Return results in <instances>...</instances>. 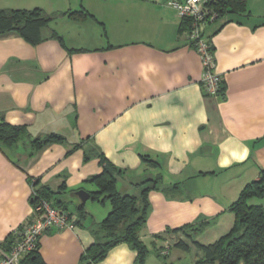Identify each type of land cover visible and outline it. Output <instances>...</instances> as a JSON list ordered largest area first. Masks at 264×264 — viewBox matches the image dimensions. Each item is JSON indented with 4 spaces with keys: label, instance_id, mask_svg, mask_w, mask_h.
I'll use <instances>...</instances> for the list:
<instances>
[{
    "label": "crops",
    "instance_id": "crops-1",
    "mask_svg": "<svg viewBox=\"0 0 264 264\" xmlns=\"http://www.w3.org/2000/svg\"><path fill=\"white\" fill-rule=\"evenodd\" d=\"M168 3L0 0V8L41 7L57 15L37 44L17 33L0 35V119L28 130L16 145L0 146V258L32 217L35 179L53 202L71 213L84 204L86 212L72 230H45L38 254L46 264H81L93 229L111 209L78 195L96 189L89 179L103 170L102 156L123 170L122 193L139 195V182L161 175L141 234L161 264H197L202 256L193 245L175 247L189 239L171 230L205 222L195 239L208 244L234 226L231 204L264 170V0H247L246 11L203 25L225 88L217 97L204 93L200 55ZM81 10L91 16L64 15ZM50 133L66 140L33 150L31 141ZM252 203L264 208V197ZM136 259V249L121 243L89 264Z\"/></svg>",
    "mask_w": 264,
    "mask_h": 264
},
{
    "label": "trees",
    "instance_id": "trees-1",
    "mask_svg": "<svg viewBox=\"0 0 264 264\" xmlns=\"http://www.w3.org/2000/svg\"><path fill=\"white\" fill-rule=\"evenodd\" d=\"M209 6L217 13V17L212 20L215 21L227 13L246 11L247 0H212ZM64 15L77 19L91 16L86 10L64 12ZM56 16V14H48L41 7L33 9L0 8V35L17 33L32 44H37L46 39L43 32ZM181 19L189 33L191 20ZM52 37H59L54 30ZM189 43L193 46V42L189 41ZM224 89L222 83L220 94ZM27 134L26 126L12 125L4 119H0V146L12 147ZM65 140V136L62 134L50 133L43 138L32 140L31 144L33 150H38L48 144ZM142 159L153 167L159 165L150 156L142 155ZM101 162L103 170L89 179L96 186V189L90 192V199L102 204L108 202L111 209L106 217L98 223L97 228L93 229L95 241L82 254L81 264L94 263L105 258L113 247L121 243H128L136 249V264H146L149 249L141 234L147 223L150 207L149 194L152 190L160 189L161 175L139 182L138 186L141 187L139 195L122 193L118 180L123 170L103 156ZM31 183L39 196L47 199L55 208L68 211L62 201L53 202L50 192L36 187L38 180L34 183L31 180ZM167 189L163 188L165 191ZM263 197L264 170L261 171L257 179L244 186L237 199L231 204L230 210L235 215V223L227 234L212 243L204 244L196 240L195 235L203 232L207 223L187 224L171 230L172 233H181L189 239H178L175 247L189 251L192 245L195 246L202 252L197 264H264V208L261 204L252 203L253 199ZM36 203L37 201L33 199L32 206L35 207ZM77 212L74 213L78 216L76 225L86 218L84 204L78 207ZM16 237V233L11 235L9 246L5 248V251L12 249ZM37 249L23 256L20 264H46L42 261Z\"/></svg>",
    "mask_w": 264,
    "mask_h": 264
},
{
    "label": "built area",
    "instance_id": "built-area-1",
    "mask_svg": "<svg viewBox=\"0 0 264 264\" xmlns=\"http://www.w3.org/2000/svg\"><path fill=\"white\" fill-rule=\"evenodd\" d=\"M212 0H169V5L177 12L180 18L191 20L189 41L200 55L203 65L201 85L208 96L217 97L222 88V77L216 71V59L213 45L203 35V25L217 17V13L209 6ZM36 180H33V183ZM33 186V184H32ZM32 197L37 201L33 207L31 219L22 228L18 229L15 244L10 251H3L0 264H20L26 254L38 248L40 237L48 228L59 230L74 229L78 216L69 211L55 208L51 202L38 195L33 186ZM168 250H162L167 254Z\"/></svg>",
    "mask_w": 264,
    "mask_h": 264
},
{
    "label": "rangeland",
    "instance_id": "rangeland-1",
    "mask_svg": "<svg viewBox=\"0 0 264 264\" xmlns=\"http://www.w3.org/2000/svg\"><path fill=\"white\" fill-rule=\"evenodd\" d=\"M92 201H90L89 202V204L91 203ZM105 205H103L102 203H101V205H100V208H105L104 207ZM110 207V204L107 202L106 203V208H109ZM70 209H74V207L73 206H71L70 207ZM203 239H209V238H204V236H201ZM196 240H197V238H196ZM147 246H148V249H149V253H151L150 254V258H149V261L147 260L146 261V264H161L160 262H159V258L157 257V256H155L156 254L155 253H157V250L158 249H156V246L153 244V243H149V244H147ZM194 248H195V252L196 251H198V249L195 247V246H193ZM171 247H169V246H166V247H163V249L162 250H168V252H169V249H170ZM162 250H161V255H165V254H162ZM168 254V253H167ZM163 260V259H162ZM148 262V263H147Z\"/></svg>",
    "mask_w": 264,
    "mask_h": 264
},
{
    "label": "water",
    "instance_id": "water-1",
    "mask_svg": "<svg viewBox=\"0 0 264 264\" xmlns=\"http://www.w3.org/2000/svg\"><path fill=\"white\" fill-rule=\"evenodd\" d=\"M78 195H79L80 199L82 200V202H85L88 200L90 194H89V192H87L85 190H80L78 192Z\"/></svg>",
    "mask_w": 264,
    "mask_h": 264
}]
</instances>
